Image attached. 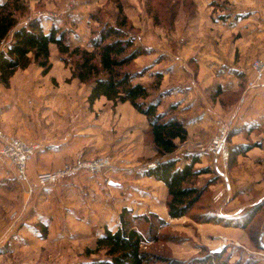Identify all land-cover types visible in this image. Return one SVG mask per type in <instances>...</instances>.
<instances>
[{"label": "rangeland", "instance_id": "374dc122", "mask_svg": "<svg viewBox=\"0 0 264 264\" xmlns=\"http://www.w3.org/2000/svg\"><path fill=\"white\" fill-rule=\"evenodd\" d=\"M20 1L18 27L39 20L44 29L63 30L73 47L87 48L100 28L125 17L124 31L145 50L126 69L159 99V112L183 122L186 141H176L170 157L200 160L193 184L203 196L188 216L170 219L166 188L146 176L169 158L156 154L147 120L104 99L89 108L88 87L69 80L71 59L51 47L47 75L31 65L7 88L0 84V131L40 146L27 164L33 184L81 154L104 156L112 168L28 194L0 157V233L10 229L0 264H86L99 258L85 256L86 248L105 229H117L124 209L146 238L143 251L172 264H207L214 254L213 264H264V80L249 87L251 64L264 59V0ZM218 123L227 132L226 165L207 152ZM79 133L82 142L75 141ZM44 151L48 156L39 157ZM31 162L43 167L34 178ZM23 225L30 234L19 231Z\"/></svg>", "mask_w": 264, "mask_h": 264}, {"label": "trees", "instance_id": "16d2710c", "mask_svg": "<svg viewBox=\"0 0 264 264\" xmlns=\"http://www.w3.org/2000/svg\"><path fill=\"white\" fill-rule=\"evenodd\" d=\"M23 10L20 0L0 3V84L7 88L16 73L31 65L37 66L43 76L47 75L52 69L51 47L56 48L61 56H69L72 62L69 64V80L88 87L86 104L89 108L93 109L97 101L104 99L115 107L128 104L147 120L156 154L160 158H169L158 161L156 167L146 171V176L166 188L170 219L188 216L203 196V191L193 184L202 174L194 169L201 162L192 156L181 164L178 159L170 157L177 150L176 141L185 142L188 133L179 118L159 112V99H151L150 90L134 83L137 76L126 69L144 55L145 50L135 46L134 39L124 31L125 17L116 20L115 25L100 28L87 48H82L73 47L66 33L55 26L44 29L39 20L18 27L16 15ZM129 214L124 209L117 229H105L96 238L93 248H86L85 256L99 257L86 264L173 263L143 251L146 238L126 220ZM133 219L144 220V217L134 216ZM207 260V264H213V260H219V254Z\"/></svg>", "mask_w": 264, "mask_h": 264}, {"label": "built area", "instance_id": "2783aa9c", "mask_svg": "<svg viewBox=\"0 0 264 264\" xmlns=\"http://www.w3.org/2000/svg\"><path fill=\"white\" fill-rule=\"evenodd\" d=\"M251 72L254 80L249 83V87L257 86L264 80V59H258L251 64ZM218 134L212 139L208 145L207 152L214 156H221L224 164H227L228 152L225 147L226 129L223 124L218 123ZM39 145H32L22 142L18 138L6 136L0 131V157L8 160L15 169L16 181L20 184H27L28 194H32L36 190L44 189L49 185H53L59 180L69 178V176L79 173H87L89 175H98L99 173L111 169L112 165L108 158L99 156L98 158L87 159L82 154L63 167L52 173H40L35 183H30L27 176V164L32 160L39 149Z\"/></svg>", "mask_w": 264, "mask_h": 264}, {"label": "crops", "instance_id": "0c3cea01", "mask_svg": "<svg viewBox=\"0 0 264 264\" xmlns=\"http://www.w3.org/2000/svg\"><path fill=\"white\" fill-rule=\"evenodd\" d=\"M102 99H100L99 101H97V103H99L100 101H101ZM127 105H120L119 107H117V109H120V108H124V107H126ZM77 135H79L78 137H76L75 138V141L76 142H82L84 139H86V138H84L85 136L83 135V133L81 134V133H79V134H77ZM48 156V154L44 151V154H39V157H47ZM28 167H29V174H30V177L31 178H34V176L36 175V174H38L40 171H42L43 170V167H36V166H34V163L33 162H31L29 165H28ZM42 195H43V192L42 193H40V195H37V197L39 198L38 200L40 201V199H42ZM8 230H10V229H8ZM8 230H6L5 232H1L0 233V246H2L4 243H5V241H6V239H4V240H2V238L4 237V235L6 234V233H8L9 231ZM19 231H21L22 232V234L23 233H25V234H30L31 232H30V230L27 228L26 229V226L24 227V225L23 226H21V228L19 229ZM32 235H35L36 236V238H37V236L39 237V234H32ZM31 238H33V239H31L32 241H30L31 243H33L34 245H38L39 243H38V241H39V239L37 238H35L34 236H32ZM42 240V239H41ZM29 242V243H30Z\"/></svg>", "mask_w": 264, "mask_h": 264}, {"label": "water", "instance_id": "95a60500", "mask_svg": "<svg viewBox=\"0 0 264 264\" xmlns=\"http://www.w3.org/2000/svg\"><path fill=\"white\" fill-rule=\"evenodd\" d=\"M262 249H264V245H261Z\"/></svg>", "mask_w": 264, "mask_h": 264}]
</instances>
